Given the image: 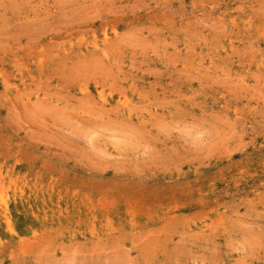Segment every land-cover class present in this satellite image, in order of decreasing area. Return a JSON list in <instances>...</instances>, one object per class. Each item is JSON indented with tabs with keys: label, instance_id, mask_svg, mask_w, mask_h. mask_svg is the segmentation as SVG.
<instances>
[{
	"label": "rangeland",
	"instance_id": "obj_1",
	"mask_svg": "<svg viewBox=\"0 0 264 264\" xmlns=\"http://www.w3.org/2000/svg\"><path fill=\"white\" fill-rule=\"evenodd\" d=\"M0 264H264V0H0Z\"/></svg>",
	"mask_w": 264,
	"mask_h": 264
},
{
	"label": "bare ground",
	"instance_id": "obj_2",
	"mask_svg": "<svg viewBox=\"0 0 264 264\" xmlns=\"http://www.w3.org/2000/svg\"><path fill=\"white\" fill-rule=\"evenodd\" d=\"M37 31V30H36ZM102 62V61H101ZM63 84V83H62ZM64 86V85H63ZM87 102V101H86ZM76 107V106H75ZM78 108V107H77ZM117 110V109H116Z\"/></svg>",
	"mask_w": 264,
	"mask_h": 264
}]
</instances>
